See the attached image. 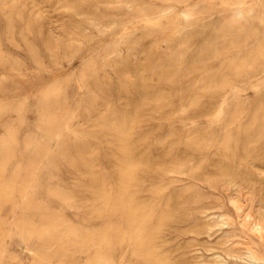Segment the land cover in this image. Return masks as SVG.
Here are the masks:
<instances>
[{"label":"rangeland","instance_id":"1","mask_svg":"<svg viewBox=\"0 0 264 264\" xmlns=\"http://www.w3.org/2000/svg\"><path fill=\"white\" fill-rule=\"evenodd\" d=\"M263 1L0 2V155L10 153L0 159V192L6 194L0 198V264H41L42 255L46 264H94L95 246L82 242L105 221L96 216L93 177L113 197L126 189L142 215L155 220L174 213L162 228L152 226L155 252L166 264H253L217 248L232 228L257 241L238 224L230 203L237 197L245 201L246 191L213 190L190 179L185 141L194 131L219 144L226 118L231 138L240 140L238 156L246 131L255 138L264 120ZM237 2L252 4V19L216 30L227 6ZM182 11L194 13L192 25L184 24ZM51 89L63 92L58 104L43 102ZM40 104L57 127L42 123ZM125 129L133 169L123 180L122 142L115 130ZM260 138L255 143L261 156L250 155L242 165L249 171L254 161L262 169L254 198L264 203V135ZM190 186L208 196L201 203L212 207L210 217L224 214L232 226L190 232L202 216L190 214ZM43 230L50 241L45 246L36 238ZM120 242L114 264H146L132 255L136 243L130 245L127 237Z\"/></svg>","mask_w":264,"mask_h":264},{"label":"bare ground","instance_id":"2","mask_svg":"<svg viewBox=\"0 0 264 264\" xmlns=\"http://www.w3.org/2000/svg\"><path fill=\"white\" fill-rule=\"evenodd\" d=\"M13 1L14 0H0L1 3L7 4L9 2L13 3ZM69 9L73 10L74 8L69 7ZM252 10V4L245 5L241 2L229 4L227 6V13L219 20L216 30H220L221 28L227 26L239 27L243 24H246L248 19L251 18L250 16H252L251 13H254ZM76 14H79V12L76 11ZM181 19L184 21L186 26H189L195 22V15L192 12L182 11ZM88 22L94 27H99V21L95 17H89ZM252 25H254V22ZM120 59L121 58L119 56L117 60ZM0 61L4 62L3 56L1 54ZM114 61L116 62V59H113V62ZM62 96L63 92L60 89H51L46 94L43 102L48 103L49 101H53L54 103L58 104V102L63 100ZM235 109L236 106L233 108V112L230 114L229 120L234 117L236 113ZM37 110L42 117L41 121L44 125H52V127L56 125L58 126L57 122L52 121L51 123L49 120L50 116L46 112L45 104H40L37 107ZM51 116L55 119H58V116L56 115ZM255 122L256 120L253 119V124L251 123L252 126L255 124ZM123 125L125 126L127 123H123ZM230 125H232V122H227L226 118L222 129V138L219 139V144L215 137L208 138L207 136L205 138H198L194 131L187 133L185 146L189 153L185 171L190 179L200 181L209 189L223 191L229 189V187H233L235 194H240L242 190L246 191L247 197L245 196V201L240 200L237 197L236 199L231 198L230 203L234 205L235 210L238 213V224L241 227L247 229L249 232H252L257 238V241L247 238L244 234L232 228L230 231L225 232V234L221 237V240H219L217 243V248L220 250L221 254L226 257L246 260L253 264H264V203L260 199L255 200L254 198V188L257 185H260V182H255V177L263 171H261L262 169L260 168H255V165H253L254 161L249 162V164L252 165V169L249 171H246L245 167L242 165L246 158L250 155L252 156L251 158H259L261 156L260 148L255 142L257 141L256 139L259 140V138L264 135V120L262 121L261 127L255 130V138H251V135L248 134L250 132L249 130L246 131L244 137L245 143L240 156L237 155L238 143L240 140L238 135L234 138H231L229 128ZM251 128L252 127L249 129ZM129 131L130 129L115 130V132L119 135V140L122 142L121 151L124 156V161L123 167L120 170V177L123 180L127 179L130 171L133 169L131 159L129 157V151L132 148L129 142ZM51 134L53 138L58 140L57 135H55L53 131ZM261 140L262 138H260V141ZM248 146H250L249 151L247 150ZM63 149V147H59L57 149L56 153L60 157L63 156ZM46 155L47 154H43L41 157H47ZM87 155L91 160H93L92 154L89 153ZM195 155L197 156L196 158ZM3 157H10L8 150L0 155L1 160ZM89 174L92 175V173ZM90 179V188L96 197L95 201H98L96 216L99 218V220L105 217L104 225L101 229L94 233L83 236L82 242L85 243V245L88 246L90 244L95 246L92 257L93 263L114 264L116 257V252L114 253V246L116 244V247H118V245L121 243L120 241L127 237L130 245L136 243V247L132 250V255L142 258L146 264H166L165 258L159 257L155 252V247L153 246L155 237L153 236L152 228H162L165 225L164 222L166 221V217L171 219L174 216V213L161 215L154 220L148 215H142L135 209L131 203V200L126 195V189L123 188L117 195L113 197L106 193L104 183L102 181L100 182L95 177ZM189 189L192 191L189 198V210L193 211L190 214L191 216H194L195 213H199L200 216L202 215L201 218H196L198 221L196 224L191 226L190 232L197 235L208 234L216 226H232L233 220L227 219L224 214L217 215V217H210L207 211L212 209V207H208L207 205L201 203V201H205L204 199L208 196L194 186H190ZM1 196H6V194L0 192V198ZM198 202H200L199 205H195ZM46 235L47 231L45 230L40 231L38 235H36L38 241L44 246L50 242L47 240ZM56 241L57 240H54L53 243H57ZM217 257L219 258V255ZM47 258L48 257L42 255L39 258L40 263L46 264Z\"/></svg>","mask_w":264,"mask_h":264}]
</instances>
